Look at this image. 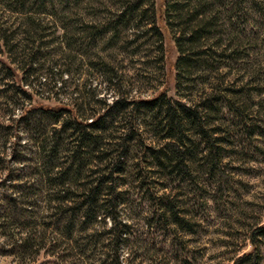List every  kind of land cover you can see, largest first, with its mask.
I'll use <instances>...</instances> for the list:
<instances>
[{
	"label": "rangeland",
	"instance_id": "1",
	"mask_svg": "<svg viewBox=\"0 0 264 264\" xmlns=\"http://www.w3.org/2000/svg\"><path fill=\"white\" fill-rule=\"evenodd\" d=\"M163 2L0 0V264H234L251 250L253 231L264 225V0L207 1L225 57L198 72L205 78L193 90L184 84L181 96L173 80V36L154 15ZM136 3L139 10L128 14ZM222 80L227 90L212 125L224 181L208 173L209 149L198 139L190 177L165 176L148 164L144 146L157 147L158 138L140 122L124 171L113 174L117 222L126 226L122 240L115 245L102 208L85 227L81 214L68 210L73 200L57 206L64 195L47 183L42 149L61 123L24 117L26 109L68 107L81 119L117 97L195 103ZM64 151L58 148L54 173L69 165ZM105 165L91 159L70 197L112 171ZM111 196L102 192L98 203ZM168 204L178 222L169 213L162 217ZM256 248L264 264L263 238Z\"/></svg>",
	"mask_w": 264,
	"mask_h": 264
},
{
	"label": "trees",
	"instance_id": "2",
	"mask_svg": "<svg viewBox=\"0 0 264 264\" xmlns=\"http://www.w3.org/2000/svg\"><path fill=\"white\" fill-rule=\"evenodd\" d=\"M139 1L141 4L143 0ZM207 1L164 0L162 6L154 9V15L158 16L160 22L167 26L166 30L172 33L174 48L178 54L172 65L175 91L178 96L183 94L184 84L187 90H193L192 84L199 78H205L199 73L211 68L210 64L225 57V48H222V43L218 41L220 38L217 37V20L213 9L211 10L212 6ZM140 4L136 3L129 7L128 14L134 15L139 10ZM211 14L214 15L211 17ZM29 68L28 70H31V65ZM24 74L28 79L32 77L30 71ZM45 84V81L39 82V85L45 86ZM55 87L56 82L53 84V88ZM226 90L223 89L222 80L217 86L211 88V93L198 96V101L195 103L186 99L188 97L173 102L166 99L164 95L149 101L135 102L117 97L101 112L81 115L83 120L73 115L72 108L68 107L37 105L26 109L24 117L33 114L46 119L50 124L61 123L60 128L54 129L44 140L47 141L46 149L41 148L46 159L44 167L49 173L45 175L47 183L57 194L64 195L61 198L57 197V206H64L73 200V205L68 210L72 213L71 215L75 212L80 213L85 227L96 220L97 211L102 208L113 223L109 234L112 235L115 245L122 240L126 226L117 222L115 211L119 192L117 177L113 174L124 171V160L130 152L131 142H134L138 136L140 122L144 124L147 122L149 126H152L153 134L156 139L158 138L157 147L144 146L146 156L150 160L148 164L165 172V176H176L179 180L190 177V168L193 160L196 159L199 145L195 140L198 139L209 149L205 163L208 166V173L216 172L224 181L220 165L222 154L219 138L213 137L217 129L212 124L214 116L217 115L216 106L221 102V93H226ZM229 105L231 109L238 110L233 104ZM240 114L243 115V112ZM66 115L68 118L64 120ZM116 122L121 123L120 128L114 127ZM63 134L66 135L65 138H61ZM111 134L114 137L107 139L112 137ZM137 139L140 142L139 138ZM59 147L63 151L66 148L64 164L69 165L64 170L56 166L58 170L54 173V162L58 158ZM93 158L100 163H106L105 170L109 171L111 167L112 171H109L107 175L95 176L94 180L84 185L82 189L78 187L82 193L73 199L70 197L71 190L80 178L81 172L86 169L87 163ZM104 191L108 196L112 195L111 199L101 201L99 204V197ZM164 208L166 211L162 215L163 218H167L169 213L174 222L179 221L175 214L176 210L171 204ZM258 237L264 239V225L255 228L250 237L251 250L237 257L234 264H260L256 248ZM116 264L119 263L116 262Z\"/></svg>",
	"mask_w": 264,
	"mask_h": 264
}]
</instances>
